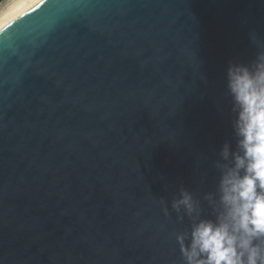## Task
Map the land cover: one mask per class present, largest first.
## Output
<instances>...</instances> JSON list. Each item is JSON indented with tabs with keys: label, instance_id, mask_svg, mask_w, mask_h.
<instances>
[{
	"label": "water",
	"instance_id": "water-1",
	"mask_svg": "<svg viewBox=\"0 0 264 264\" xmlns=\"http://www.w3.org/2000/svg\"><path fill=\"white\" fill-rule=\"evenodd\" d=\"M258 51L264 0H46L0 29V264H183L172 201L215 190L227 68Z\"/></svg>",
	"mask_w": 264,
	"mask_h": 264
},
{
	"label": "clouds",
	"instance_id": "clouds-1",
	"mask_svg": "<svg viewBox=\"0 0 264 264\" xmlns=\"http://www.w3.org/2000/svg\"><path fill=\"white\" fill-rule=\"evenodd\" d=\"M226 78L235 149L225 142L214 164L215 190L203 196L210 212L183 186L171 205L190 221L174 234L183 264H264V51L230 61Z\"/></svg>",
	"mask_w": 264,
	"mask_h": 264
},
{
	"label": "bare ground",
	"instance_id": "bare-ground-1",
	"mask_svg": "<svg viewBox=\"0 0 264 264\" xmlns=\"http://www.w3.org/2000/svg\"><path fill=\"white\" fill-rule=\"evenodd\" d=\"M46 0H6L0 5V29L31 11Z\"/></svg>",
	"mask_w": 264,
	"mask_h": 264
},
{
	"label": "rangeland",
	"instance_id": "rangeland-1",
	"mask_svg": "<svg viewBox=\"0 0 264 264\" xmlns=\"http://www.w3.org/2000/svg\"><path fill=\"white\" fill-rule=\"evenodd\" d=\"M4 2H6V0H2V1L0 2V5H1L2 3H4Z\"/></svg>",
	"mask_w": 264,
	"mask_h": 264
},
{
	"label": "trees",
	"instance_id": "trees-1",
	"mask_svg": "<svg viewBox=\"0 0 264 264\" xmlns=\"http://www.w3.org/2000/svg\"><path fill=\"white\" fill-rule=\"evenodd\" d=\"M2 0H0V2H1Z\"/></svg>",
	"mask_w": 264,
	"mask_h": 264
}]
</instances>
